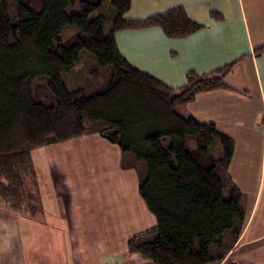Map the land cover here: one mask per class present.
<instances>
[{"label":"trees","instance_id":"1","mask_svg":"<svg viewBox=\"0 0 264 264\" xmlns=\"http://www.w3.org/2000/svg\"><path fill=\"white\" fill-rule=\"evenodd\" d=\"M129 6L130 0H0V199L36 217L32 150L114 131L120 167L136 171L138 193L156 221L127 240L128 252L154 264L221 261L245 223L242 193L227 173L234 141L178 108L225 88L232 64L209 75L189 72L177 88L132 67L116 31L159 26L167 37L182 38L202 25L180 6L126 19ZM67 28L75 34L64 38ZM82 53L93 60L91 77L70 87L65 77Z\"/></svg>","mask_w":264,"mask_h":264},{"label":"crops","instance_id":"2","mask_svg":"<svg viewBox=\"0 0 264 264\" xmlns=\"http://www.w3.org/2000/svg\"><path fill=\"white\" fill-rule=\"evenodd\" d=\"M177 6L202 28L182 38L159 26L122 29L114 33L117 48L132 67L173 88L189 72L232 64L225 88L198 93L178 111L234 141L227 173L242 193L245 223L224 258L209 264H264V51H256L264 45V0H130L124 18ZM120 159L119 147L97 133L32 150L35 180L37 161L49 176L45 188L37 181L41 212H10L0 199V264H154L127 249L156 221L136 171L122 169Z\"/></svg>","mask_w":264,"mask_h":264},{"label":"rangeland","instance_id":"3","mask_svg":"<svg viewBox=\"0 0 264 264\" xmlns=\"http://www.w3.org/2000/svg\"><path fill=\"white\" fill-rule=\"evenodd\" d=\"M73 34H75L74 30L72 28H67V29H65V31L63 33V37L64 38H69ZM92 65H93L92 58L88 54L82 53L81 58H80V62L78 64L77 68H76V71L74 73H72V74H70V75H68V76L65 77V80H66L67 84L70 87H74L77 84L83 85L86 82H88L89 77H91V74L89 73V71H90V67ZM101 76H102V73H101V75H99V78H101ZM42 83H43L42 80L41 81L40 80L38 81V86L36 88V90H37L36 92L37 93L42 92V91H40L41 85L43 87V84ZM40 153L42 154V152H40ZM37 168H38L37 171H36L37 174H38L37 181H38V183L41 182V184H42V182H44V188H45V185L47 184L48 179H49V176H47V169L44 168V167H41L38 164V161H37ZM3 206L8 211L12 212V210L9 207V205L8 204H5L4 201H3Z\"/></svg>","mask_w":264,"mask_h":264},{"label":"water","instance_id":"4","mask_svg":"<svg viewBox=\"0 0 264 264\" xmlns=\"http://www.w3.org/2000/svg\"><path fill=\"white\" fill-rule=\"evenodd\" d=\"M113 134H114V131H105V132L103 133V136H104L105 138H107V139H112Z\"/></svg>","mask_w":264,"mask_h":264}]
</instances>
